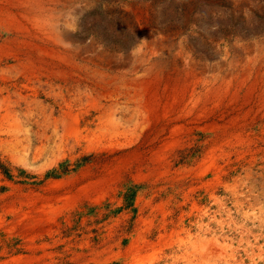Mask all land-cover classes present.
Wrapping results in <instances>:
<instances>
[{
    "label": "rangeland",
    "instance_id": "rangeland-1",
    "mask_svg": "<svg viewBox=\"0 0 264 264\" xmlns=\"http://www.w3.org/2000/svg\"><path fill=\"white\" fill-rule=\"evenodd\" d=\"M65 2L0 15V264H264V0Z\"/></svg>",
    "mask_w": 264,
    "mask_h": 264
},
{
    "label": "bare ground",
    "instance_id": "bare-ground-1",
    "mask_svg": "<svg viewBox=\"0 0 264 264\" xmlns=\"http://www.w3.org/2000/svg\"><path fill=\"white\" fill-rule=\"evenodd\" d=\"M65 1L66 0H1L0 1V15H2V17L7 20V23L10 27L12 26V27H15L17 29L20 28L19 25L22 23L21 19L24 18L22 15H24L31 23H33L34 25L35 24L37 25V27L39 28V31H42L45 33L46 31L44 30L45 28H44L43 23L47 20L48 22H51V25H52L51 16L55 15L54 14L55 9L53 7H56L62 3L66 4ZM17 10H19V11L15 12ZM54 20H56V19H54ZM52 26H54V25H52ZM55 28H57V26ZM50 34L53 35L56 39H59V40L62 39L63 40V38H61V36L58 37L60 34H58V36L56 35L55 31L50 32ZM61 45H62V43H61ZM59 54H60L59 52H56V55L59 58L63 57V56H59ZM148 71L150 72L149 74H153L152 77L153 76L154 77H153V79L150 80L149 83H146L145 81L142 84H141V82H140V84L137 83L138 85H140L139 86L140 90H139L138 96H139V98H141L140 101H142V105H141L142 110L145 113L146 112L147 113H155L159 110V108L161 107V105L164 101L167 102V100H169V99L170 100L174 99L175 91L169 90L170 92L169 91L166 92L164 90L166 88L163 87L162 82L165 80L164 75L166 72H165V69L162 68L161 64H158V63L153 64V67L151 69H149ZM183 82H184L185 86H187V85L189 86L188 78ZM234 83H235V81H234ZM256 88H257V86H256Z\"/></svg>",
    "mask_w": 264,
    "mask_h": 264
}]
</instances>
